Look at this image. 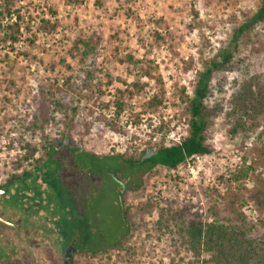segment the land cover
I'll return each instance as SVG.
<instances>
[{
  "label": "rangeland",
  "instance_id": "rangeland-1",
  "mask_svg": "<svg viewBox=\"0 0 264 264\" xmlns=\"http://www.w3.org/2000/svg\"><path fill=\"white\" fill-rule=\"evenodd\" d=\"M261 2L0 0L3 27L19 26V32L18 26L8 29L19 33L18 42L0 36V189L9 191L0 192V217L13 224L0 221V264H63L52 188L43 182L41 193L31 190L34 179L42 184L34 175L26 177V186L7 183L11 173L23 170L14 167L21 146L40 147L39 157L45 138L66 136L79 150L137 157L143 149L181 141L190 118L186 95L193 92L197 72ZM78 37L95 47L85 60L72 51ZM233 54L234 67L212 80L211 152L174 169L137 171L140 188L125 192L126 203L150 201L154 207L121 247L75 254L74 264H216L206 245L196 251L185 243L181 228L191 219L240 224L264 242V106L248 119L255 124L248 133H231L234 118L227 116L229 101L246 80L256 77L254 89H264V24L246 33ZM87 72L94 73L92 80ZM158 93L163 103L148 105Z\"/></svg>",
  "mask_w": 264,
  "mask_h": 264
},
{
  "label": "trees",
  "instance_id": "trees-1",
  "mask_svg": "<svg viewBox=\"0 0 264 264\" xmlns=\"http://www.w3.org/2000/svg\"><path fill=\"white\" fill-rule=\"evenodd\" d=\"M18 18L20 19L19 15L16 19ZM42 21L46 26L51 23L49 19L43 18ZM258 24H264V0L252 15L234 27L229 43L203 62L204 67L197 72L192 94L186 95V111L190 118L188 134L181 141L143 149L137 157L125 156L122 153L97 155L87 150H79L67 143L66 136L61 139L45 138L47 145L43 144L42 155L39 157H36V154L40 147L31 143L21 146L14 167H23V170L11 173L7 183L21 182L26 186V177H35L33 172L39 170L38 168L48 171L53 182L56 179V182L46 184L52 188L55 201L59 205L55 217L60 219V222L57 220L65 240L63 249L66 250L71 244L75 248L70 256V264H74L75 254L96 255L107 248L121 247L128 239L130 229L138 226L140 219L151 211L154 204L150 201L136 206L126 203L125 192L140 188L142 172L157 165L174 169L193 155L211 152L207 129L212 110L208 104L213 93L212 80L216 73L234 67L233 53L240 40ZM17 26V22H12L3 27L0 19V36L11 44L18 42L19 26L17 32H8V29ZM49 28L56 29L57 23H51ZM94 50L95 47L88 38L78 37L73 42L72 51L79 54L80 60L87 59ZM126 58L130 62H136L133 55H127ZM145 74L150 75L151 72L146 69ZM93 78L94 73L87 72L86 79ZM257 82L256 77L246 80L229 101L231 109L227 111V116L234 118L230 127L233 134L242 131L248 133L255 125H248V119L255 118L260 112V106H264L263 87L254 89ZM133 85L138 89L143 87L137 82H133ZM55 103L63 105L59 99H56ZM162 103L163 98L159 93L154 94L148 101L150 106ZM221 109L222 105L219 104L217 111ZM48 159L55 164L54 170L48 168ZM137 171H142L140 177L134 176ZM69 172L74 173L72 178H69ZM117 176L122 179L118 180V184H111L109 179L115 180ZM42 185L43 182L38 184L34 179L30 188L39 194ZM4 187V190L8 191V186ZM95 207H99L97 212L90 211ZM107 216L110 217V224L105 225L103 229ZM241 220L245 223L243 217ZM240 226L219 220L203 225L201 221L191 219L188 224L183 223L181 230L185 243L194 250L198 251L202 245H206L207 251H213L216 264H264V242L247 235L245 229H239Z\"/></svg>",
  "mask_w": 264,
  "mask_h": 264
},
{
  "label": "flooded vegetation",
  "instance_id": "flooded-vegetation-1",
  "mask_svg": "<svg viewBox=\"0 0 264 264\" xmlns=\"http://www.w3.org/2000/svg\"><path fill=\"white\" fill-rule=\"evenodd\" d=\"M50 161H51V160H49V159H48V161H47L48 168H50V170H54V169H55V167H54L55 164H54L53 162H50ZM38 169H39V170H36V171L33 172V173L35 174V176H37V177H41V181L44 182V183H49V184L54 183V182H53V178L51 177V175L49 174L48 171H45V169H44V170H41L40 168H38ZM38 175H39V176H38ZM111 175H112V174H111ZM47 177H48V178H47ZM120 178L122 179V177L117 176L115 180H113V179H109V182H110L111 184H113V183H117V184H118V180H121ZM121 182H122V181H121ZM44 183H43V184H44ZM0 192H1V193H4V195H5V194H8L9 191H5L4 189H0ZM0 202H1V201H0ZM0 221L6 222V223H8V224H12V223H10V222L4 220V219L1 218V217H0ZM12 225H13V224H12ZM15 228H17V227H15ZM64 241H65V240H64V237H61V236H60V238H58V240H57L58 244H60V247H61L62 251H64V256H65L66 251H67L71 246L73 247V251L71 252V254H72V253L74 252V250H75L73 244H71L69 248H67L66 250H64V249H63ZM71 254H70V256H71ZM70 256H69V264H70ZM63 264H64V257H63Z\"/></svg>",
  "mask_w": 264,
  "mask_h": 264
},
{
  "label": "water",
  "instance_id": "water-1",
  "mask_svg": "<svg viewBox=\"0 0 264 264\" xmlns=\"http://www.w3.org/2000/svg\"><path fill=\"white\" fill-rule=\"evenodd\" d=\"M54 182H56V179H54ZM72 251H73L72 246L66 251L65 256H64V264H69V256Z\"/></svg>",
  "mask_w": 264,
  "mask_h": 264
}]
</instances>
